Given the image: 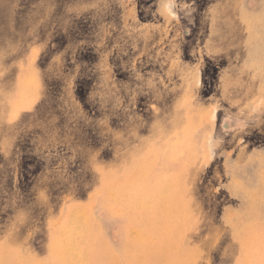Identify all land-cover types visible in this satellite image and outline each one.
Returning a JSON list of instances; mask_svg holds the SVG:
<instances>
[{
	"label": "rangeland",
	"instance_id": "obj_1",
	"mask_svg": "<svg viewBox=\"0 0 264 264\" xmlns=\"http://www.w3.org/2000/svg\"><path fill=\"white\" fill-rule=\"evenodd\" d=\"M0 264H264V0H0Z\"/></svg>",
	"mask_w": 264,
	"mask_h": 264
}]
</instances>
